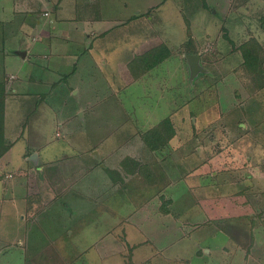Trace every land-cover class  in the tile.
<instances>
[{
    "label": "rangeland",
    "instance_id": "rangeland-1",
    "mask_svg": "<svg viewBox=\"0 0 264 264\" xmlns=\"http://www.w3.org/2000/svg\"><path fill=\"white\" fill-rule=\"evenodd\" d=\"M162 4L165 5L164 8L162 7L159 10L153 8L148 11L146 19L148 21L152 19V22L159 26L157 32L148 31L158 37L152 42L154 46L166 44L174 50L175 54L171 58H169L170 56L168 57L166 64L151 68L152 70H149L150 72L147 76L145 75L146 79L138 78V80H142L140 82H132V77L134 76L130 66V68H110L113 66L107 63V65H104L105 68H98L97 66L94 68H78V76H74L71 81H76L79 84V91L76 93L70 92L67 85L64 86L62 84L52 98L54 103L52 107L54 109L57 105L60 115H74L78 120L77 123H72L69 133L76 132L79 122V128L82 127L81 123L84 124L85 134L90 136V138L85 137L84 139H86L85 142L88 141L86 145H89V151L94 158L90 161L92 168L89 174L90 176L94 174L96 179L92 180L87 187L95 190L96 194L88 197V201L84 199L87 196H83L82 202L76 204L77 208L81 210H78L73 202L70 203L71 206L64 202L67 206L62 208L56 230L50 234L58 235L60 231L64 230V234L72 236L69 231L74 228L73 235L76 237V243H72V247L69 248H59L61 243L57 242L56 244L59 246L56 247L54 238L50 239L48 237L47 240H50L47 242V248L37 250L31 247L27 248L22 241L26 235H30L29 231H25L24 225L17 223L18 219L14 218V216L5 215L2 217L0 215V234H2L0 236V264H27V258L30 259L28 264H33L35 258L40 260L39 264H103L104 259L102 258L104 257L103 253L106 252V241H96L101 235L100 231L103 230L99 228L105 224L104 220L97 217L95 221L98 224L97 226L95 225L94 230L90 227L86 228V230H90L88 234L82 233L84 227H81L80 222L83 221L81 213L89 212V210L85 211V209L88 207L93 208L94 201L90 202V200H95L98 196H101L100 202L106 203V206L111 205L113 207L116 203L123 204L125 209L131 206L130 202L125 199L126 197L118 201V199H111L114 196L110 195L109 191L106 194V180L115 181L121 178L119 169L111 167L112 161L116 163L119 159L118 164H122L125 167V165H131L134 159L125 155V152L123 153L125 145L124 147L121 146L118 152L114 154L115 157L106 155V159L102 157L97 147L105 141L106 148L109 149V146H113L112 144L118 140L115 136L119 134L114 132L117 131L116 126L119 120L125 122L123 129L126 127H129V130L136 129V138H134V142L132 141L133 144L131 140H127L129 135L120 138L122 142L123 140L128 141L131 145L136 143L135 145L138 148H141L143 144L146 151H163L165 152L164 154H168L169 158H172L173 163H175L174 160L177 161L179 168L183 164V161L181 163L180 160H183V158L186 160L190 157L189 166L184 168L183 172L190 168L189 172L191 174H196L198 176L195 177L202 178L200 181H194L195 186L200 187L205 180L210 181L207 192L196 193L197 197L204 198L201 204L204 208L216 209L213 201H211V194L219 195L221 190L224 193L225 191L229 192V194L231 192L230 189L225 190V186L222 189L220 186L216 190L214 188L217 185L216 183L222 185L225 182V180H220V178H212L213 174L211 172L218 168V164L221 165L222 171L234 174L230 178H237L242 171L235 170H237V167L239 169L242 163L239 159L236 161L237 158L235 156L238 155V158L243 157L244 161L247 158L249 160L252 158L254 169L252 171L249 169L245 170V172L249 173L250 180L242 175L240 180L243 183L237 185L235 189L241 192L245 191V193L249 191L246 199H248V202L253 203L255 216L258 214L257 217H260L259 219L255 217V220H261L262 212L264 211V201H259L258 199L264 198V130L259 132V129L261 126L264 127V71L258 70L255 73H251L247 69L243 62L244 57L240 45L250 38H257L263 46L260 55L261 68H263L264 0H166ZM12 9L13 0H0V17L9 15ZM180 23L183 24L184 29L183 27L181 28ZM14 24L0 23V79L4 78L5 81L11 79L16 89L15 92L6 94L9 102H13L12 105L9 104L7 107V119L9 120L7 125L15 117V125L13 124L11 129L15 127V130L17 129L20 132L23 128L21 119L26 118L33 111L31 109H34L39 97L44 95L43 93L48 92L49 94L50 87L45 86L46 81H53L58 75H55L52 71H46V68H30L31 66L28 64L23 65L24 67L28 66L27 68H17L15 66L17 64L11 63L9 68H6L5 55L17 56L18 50L26 46V42L21 43L18 34L15 33ZM172 28H176V30H172ZM143 30L148 33L146 28ZM173 31L177 32L175 36ZM27 32L32 33V31ZM178 36L181 38H178ZM189 36L193 38V41L189 39ZM148 45L150 43L146 46ZM190 47L197 49L199 53V68L197 70H193L187 56V53H190L188 52ZM30 57L31 59L34 58L32 55ZM226 59L229 60L227 61ZM182 60L186 64L182 63ZM184 64L188 65L189 68H186ZM100 66L104 67L103 65ZM132 67L141 68V63L134 61L132 62ZM232 68L235 70L246 68L250 76L247 75L245 80L242 75L237 83H232L231 78L233 77H230L232 76ZM12 73L18 77H11ZM34 77H37V80L34 81ZM39 77L43 78V82L38 80ZM134 79L137 78L134 77ZM244 82L249 83V88L243 89L242 83ZM50 85L53 84L51 83ZM235 95L242 97L238 101L240 104L243 102L242 104L244 105L246 100L244 113L249 117V120L246 115L241 116L243 120L247 121L246 128L242 126L243 124L238 123L237 131L229 133L227 132L228 126L223 124L217 126V120H212L210 124L205 125L202 124L204 121L200 122L196 119L194 121V118L191 119V115H198L204 110H206L205 112H210L211 109L216 108V104L220 106L222 99L232 100ZM94 102L98 103L95 107L94 115L85 116V120H82L84 115L81 111H76L77 107L82 105L85 108L88 104H93ZM240 104H237V106H240L236 110L238 115L241 114L243 107ZM43 111L38 110L37 112L46 114L47 122L44 123L45 136L49 140L52 139L53 142H60L62 134L57 135L55 131L53 133L57 121L55 120L56 113L51 110L53 115L48 114L46 108ZM177 111L180 116L183 114L190 120L189 126L186 127V132L182 131L181 126L179 127L178 125V123L181 125V120L176 123L172 121L175 126L173 137L163 147L151 150L144 132L164 117L168 116L172 119L177 114L175 113ZM137 118L139 119L136 121ZM207 123L209 122L207 121ZM3 124L6 127V124ZM219 133L221 134L219 135ZM34 142L36 143L35 140ZM117 144L119 145L120 142L117 141L115 145L117 146ZM93 145H96V147L93 148ZM128 146L130 145H126V147ZM18 147L19 145L16 146V152H13L12 155H18ZM62 147L63 144L61 143V150L63 149ZM200 148L202 149L200 150ZM61 152L58 155H62ZM164 154H161L160 159L165 156ZM223 154L226 158L218 163V156ZM63 159L68 160V154ZM232 159L235 160L233 161L235 162L234 165ZM205 163L206 166L212 165V168L205 170L204 167L201 170L200 168L203 166L200 165ZM214 164L217 165L216 168ZM223 164H226V166ZM144 170L146 171L143 168ZM202 171H207L208 177H203L204 173ZM75 173L74 177L78 178L82 172L76 171ZM180 177L182 178L183 176L181 175ZM90 178L93 179V177ZM175 179L176 182L181 181L177 176ZM245 181L251 183L254 181V183L247 185L244 183ZM83 187L81 186L82 189ZM169 188L170 191H174L177 202L174 203L175 209L180 216V220H177V225L175 224L174 226V234L171 238V241L174 242L158 249L160 264H264V227L258 230L257 233L255 232L256 237L254 234L253 240L249 239V231L245 228L246 240L237 241L238 245H240L239 247L236 245L237 248L234 243L228 241L229 235L218 229V219L206 221L203 225L199 222L202 219H207V216L205 213H201L200 206L193 200L192 195L188 199V194L184 193L185 197L188 198L182 199L184 198L182 197V192L183 189L186 190L187 184L184 186L174 184L169 186ZM5 195L10 196L8 193ZM104 197H106V200L103 199ZM251 198L252 201H250ZM96 203L98 202L96 201ZM167 203L165 202L164 208H167ZM163 205L164 201L161 202V207ZM245 206L246 204L244 208ZM4 209H6L5 206ZM73 210L76 211V218L68 215V211ZM259 210H262L261 215ZM100 211L102 209L99 208V205H96V212L99 213ZM186 221L191 222V225L186 223ZM181 222L184 226L180 225ZM1 225L9 229V235H6ZM179 228L182 233H186V236L180 237L179 234L182 233H180ZM178 230L179 233H177ZM12 232L13 234H10ZM83 236L85 237L83 238ZM92 237L95 239L94 246L90 243ZM81 238L85 242L89 240V245L80 242ZM168 240H170V237ZM167 241L162 240V243L164 244ZM226 245H231L230 252L234 251L236 247L237 251L234 255L237 254V257L234 256L235 258H232V263L231 258H229L230 254L227 255V252L224 251ZM154 251H157V249H154ZM249 253L252 254L249 258L253 256L254 261L249 258L250 261L248 259L245 260V255ZM130 254V252L126 253L128 261H131ZM182 256L185 258L177 260L166 259V257L181 258Z\"/></svg>",
    "mask_w": 264,
    "mask_h": 264
},
{
    "label": "crops",
    "instance_id": "crops-1",
    "mask_svg": "<svg viewBox=\"0 0 264 264\" xmlns=\"http://www.w3.org/2000/svg\"><path fill=\"white\" fill-rule=\"evenodd\" d=\"M157 1L159 0H13V9L10 14L0 17V23L2 24L15 23V33L18 34L21 43L26 42V46L18 50L17 56L11 54L5 55L6 68H9L11 63L17 64L15 65L17 68H27L28 66L24 67L23 65L28 64L31 66L30 68H46V71L49 70L58 75L53 81H46L45 86L50 87L49 94L48 92H45L48 95L43 93L44 95L39 97L34 109H31L33 111L26 118L21 119L23 128L20 132L17 129L15 130V127L11 129V126L15 125V117L7 125L9 123L7 119V107L9 104L12 105L13 102H9V99L5 95L4 123L6 127L4 126L3 128L0 150L6 145H9V148L0 157V215L2 217L5 215L14 216V218L18 219L17 223H22L25 231H29L30 235H26L22 241L27 248L31 247L35 250L45 249L47 248L48 240L51 238H54V244L57 242L61 243L60 246L56 244V247H72V243H76V237L73 235L74 228L69 231L72 236L64 234V230L60 231L58 235H50L56 230L60 213L63 210L62 208L67 206L64 202H67L69 206L73 202L76 206L77 203L82 202L83 196H87L84 199L88 201V197L96 194L95 190L87 187L92 180L96 179L94 174H91V176L89 174L92 168L90 161L94 158L89 151V145H86L88 141L85 142L86 139H84L85 137L90 138V136L89 134H85L84 124L81 123L82 127L79 128L80 122L76 127V132L69 133L72 123H77L78 120L74 115H60L61 113H59L57 105L53 109L54 103L52 102V98L56 94V90L58 87L60 89L62 84H64V86L67 85L70 92H78L79 84L76 81H71L74 76H78V68H94L95 66L105 68L104 65H107V63L113 66L110 68H130L129 63L132 58L153 47L154 44L152 42L158 38L156 34L152 33L157 32L158 24L153 23L152 19L150 21L146 19L148 11L151 9L157 8L159 10L165 7L162 2L165 3L166 0ZM180 25L184 29L183 24L180 23ZM144 28L147 29V32H152L145 33ZM173 29L176 30V28ZM27 31H32V33H28ZM178 32L180 31L178 30ZM173 33L175 36L177 32L173 31ZM26 37L28 38L27 40ZM178 38L181 37L178 36ZM148 43L150 45L146 46ZM170 48L173 50L171 46ZM174 54L173 52L169 58ZM30 55L34 58L31 59ZM169 58L156 64L152 69L166 64ZM226 60L228 61L229 59ZM185 67L189 68L188 65H185ZM241 69L235 70L232 68V76H230L233 77L231 78L232 83H237L239 77H242V75L245 80L247 75L250 76L246 68ZM150 71H147L139 79H146L145 75L147 76ZM12 74L11 77H18L14 73ZM3 79H0V82L5 85V93L8 95L13 91L15 92L16 89L11 79L6 81ZM132 79V82L142 81L138 80V78L134 79V77ZM35 80H37V77H34ZM38 80L43 82V78L39 77ZM51 83L53 85H50ZM242 84L243 89L249 88L248 82ZM244 85L247 87H244ZM241 98V96L238 97L236 95L232 99L233 101L224 98L220 106L216 104V108L211 109L210 112H205L206 110H204L199 113L200 115H191V119L194 118V121L196 119L200 122L204 121L202 124L205 125L210 124L212 120H217V126L223 124L224 126H228L229 131L227 130V132L235 133L237 131L236 127L239 126L238 123L243 124L244 128L247 127V121L241 118V116L246 115L244 113V110H246V100L244 101V105L242 104L243 102L240 104L238 101ZM238 103L243 105V111L241 109L240 115L236 112L237 108L240 107L237 106ZM97 105V102L88 104L85 108L80 105L76 111H81L84 115V119L82 120H85V116L94 115ZM45 108L48 114L53 113L51 110L56 113L55 120L57 121L53 133L55 131L57 135L62 134L61 140L58 143L53 142L52 139H47L45 136L44 123L47 122L46 114L37 112L38 110L44 112L43 109ZM175 113L172 121L176 123L181 120V125L179 123L178 125L179 127L181 126L182 131L186 132V127L189 126V118H186L183 114L180 116L178 111ZM247 118L249 120L248 116ZM117 122V131L114 133L119 134L115 137L120 144L116 146V141L112 144L113 146L108 145L109 149H107L104 141L102 145L97 147L102 157L106 159V155L115 157L114 154L118 152L121 146L124 147L125 145L126 151L123 150V153L125 152V155L134 159L131 165H125V167L122 164H118L119 159L116 163L112 161L111 167L119 169V176L121 178L115 181L106 180V194L109 191L110 195L114 196L111 199H118V201L126 197L125 199L130 202L131 206L126 209L120 203H116L113 207L111 205L106 206V203L100 202L101 196H98L95 200H90V202L94 201L93 208L88 207L85 211L89 210V212L81 213L83 221L80 222L81 227H84L82 233L88 234L90 230H86V228L90 227L94 230L95 225L97 226L98 224L95 221L97 217L104 220L105 224L99 228L103 230L100 231L101 235L96 241H106V252L103 253L104 257L102 258L104 259L103 264H160L158 249L174 242L171 241L174 234V226L177 220H180V216L175 209L174 203L177 202L174 191H170L169 188V186L174 184L183 186L187 184L186 190L183 189L182 192V197L184 198H181L183 200L188 198L185 197L184 193L188 194V199L191 198L190 195L193 196V200L200 206L201 213H205L207 216V219H202L199 222L203 225L206 221L218 219V229L226 232L229 235L228 241L234 243L235 246H240L237 241L246 240L245 228L249 231V239L253 240L255 232L257 233L258 230L264 227V211L262 212L261 220L256 221L255 217L258 216V212L256 213L257 216H255L253 203L248 202V199H246L249 191L245 193V191L241 192L235 189L237 185L243 183L240 180L242 179V175L250 180L251 177L245 170L249 169L252 171L254 169L252 158L250 160L247 158L244 161L243 157L238 158V155L235 156L237 158L236 161L239 159L242 163L241 167L239 169L237 167V170H235L242 171L237 178H230L234 174L222 171L220 164H218V168L214 164L216 169L211 172L213 174L212 178L216 177L220 178V180H225L222 185L216 183L215 190L219 186L221 189L225 186V190L230 189L231 192L229 194V192L225 191L224 193L221 190V194L219 195L215 194V196L211 194L210 198H212L211 201H213L214 208L216 209L204 208L201 205L204 198L197 197L196 193L200 194L202 193L201 191L207 192L210 181L205 180L200 187L195 186L194 181H200L202 178L195 177L198 176L196 174H191L189 172L190 168L186 172H183L184 168H188L189 166L190 157L186 160L184 158L180 160L181 163L183 161V164L179 168L177 161L174 160L175 163H173L172 158H169L168 154H164L165 152L163 151L155 150L151 152L144 150L143 144L141 148H138L135 145L136 143L131 145L128 141L124 140L123 143L120 138L125 135H129L127 140H131V143L132 141L134 142L136 129L129 130V127L123 129L125 122L120 120ZM119 130L120 132H118ZM261 130H264L263 126L259 129V132ZM23 141L25 142L20 144ZM61 143L63 144L62 150L60 149ZM17 145H19L17 148L18 155L14 156L12 153L16 152ZM126 145H130L128 146L129 148ZM95 147L96 145H93V148ZM60 151H62V155H58ZM66 154H68V160L63 159ZM161 154L165 156L160 159ZM224 158H226L224 154L218 156L217 162L224 161ZM233 161L235 160L232 159ZM234 164L235 162H233ZM223 165L226 166V164ZM142 166L148 171L146 174L149 178L151 180L155 179L153 183H146L143 173H140ZM200 166H203L200 168L201 170L204 167L205 170L212 168V165L206 166V163ZM76 171L82 172L78 178L74 177ZM202 172L204 173L203 177H208L207 171ZM181 175L183 176L182 178L180 177ZM176 176L181 181L176 182ZM90 177H93V179ZM244 183L252 185L254 181L252 183L245 181ZM81 186H84L83 189ZM195 190L197 191L195 192ZM6 193L10 196H6ZM103 199L106 200V197ZM256 199L258 198L256 197ZM164 200H166V203L168 202L167 211H163V207H161V202ZM258 200L264 201V198ZM61 201L62 203H60ZM250 201H252V198ZM96 205H99V208L102 209L99 213L96 212ZM4 206L6 209H4ZM261 211L259 210L260 215ZM68 213L70 217L76 218L77 214L75 210L68 211ZM257 218L259 219L260 217ZM186 223L191 225L189 221H186ZM252 224L254 225L253 227ZM180 225H183V223L181 222ZM1 226H3L6 235H9V229L4 225ZM179 230L182 233L180 228ZM179 230L177 233H179ZM10 234H13V232ZM179 235L183 237L186 236V233L183 232ZM48 237L50 239L47 240ZM169 237L170 240H168ZM83 238H81L80 242L89 245V240L85 242ZM162 240H168L166 242L167 245H165L166 243L163 244ZM94 241L95 239L92 237L90 243L93 246L95 244ZM236 247L232 252L229 251L231 245L224 247L227 255L230 254L231 263L233 262L232 258L237 257V254L234 255L237 251ZM154 249H157V251H154ZM129 252L131 253V261H128V256H126V253ZM250 255L252 254H246L245 260ZM184 258V256L181 258L166 257L168 260ZM249 259L254 261L253 256ZM28 260L30 259L27 258V264ZM39 263L40 260L35 258L33 264Z\"/></svg>",
    "mask_w": 264,
    "mask_h": 264
},
{
    "label": "trees",
    "instance_id": "trees-1",
    "mask_svg": "<svg viewBox=\"0 0 264 264\" xmlns=\"http://www.w3.org/2000/svg\"><path fill=\"white\" fill-rule=\"evenodd\" d=\"M189 39L193 41V38L189 36ZM240 49L242 51L244 57V64L246 65L247 69L251 73H255L258 70L264 71V63L261 68L260 63V55L261 51L263 50V46L261 42L253 37L249 40L245 41L240 45ZM173 50L166 44H160L154 46L145 52L136 55L129 63L131 67V71L135 78H139L144 75L147 71H149L152 67L156 64L160 63L164 59L168 58L173 54ZM190 53H198L197 49H192L191 47L188 49ZM137 61L141 63V68H134L132 67V62ZM5 85L4 83L0 82V144L2 142V134L4 128V108H5ZM149 133V135H147ZM175 134V126L172 122L170 117H164L158 123L153 125L147 131L144 132V136L148 140V144L151 150L158 149L163 147ZM9 148V145L3 146V149L0 150V157L3 153ZM144 166V165H143ZM143 166L140 169V173H143L144 179L146 183L150 184L153 183L155 180H151L149 176L146 174L147 171H143ZM150 170V169H148ZM166 200H164L163 211H167L168 209L165 206Z\"/></svg>",
    "mask_w": 264,
    "mask_h": 264
},
{
    "label": "water",
    "instance_id": "water-1",
    "mask_svg": "<svg viewBox=\"0 0 264 264\" xmlns=\"http://www.w3.org/2000/svg\"><path fill=\"white\" fill-rule=\"evenodd\" d=\"M187 56L193 70H197L199 68V53H187Z\"/></svg>",
    "mask_w": 264,
    "mask_h": 264
}]
</instances>
